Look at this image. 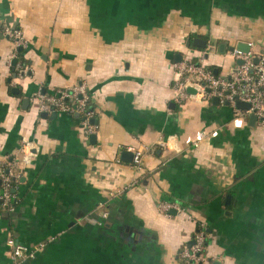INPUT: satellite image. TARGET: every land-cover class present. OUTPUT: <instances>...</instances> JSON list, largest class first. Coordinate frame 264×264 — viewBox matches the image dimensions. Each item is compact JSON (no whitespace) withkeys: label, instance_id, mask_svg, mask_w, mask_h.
Instances as JSON below:
<instances>
[{"label":"crops","instance_id":"obj_1","mask_svg":"<svg viewBox=\"0 0 264 264\" xmlns=\"http://www.w3.org/2000/svg\"><path fill=\"white\" fill-rule=\"evenodd\" d=\"M239 44L264 55V0H0V167L21 163L23 139L37 146L13 210L0 205V264L10 239L39 248L21 264H182L199 222L212 264H264V129L175 90L186 54L229 77ZM81 83L96 138L33 101ZM129 148L147 151L141 170Z\"/></svg>","mask_w":264,"mask_h":264},{"label":"built area","instance_id":"obj_2","mask_svg":"<svg viewBox=\"0 0 264 264\" xmlns=\"http://www.w3.org/2000/svg\"><path fill=\"white\" fill-rule=\"evenodd\" d=\"M2 28L3 35L13 42L16 50L27 47L21 28L8 24H4ZM232 55L241 64L233 69L229 77H218L207 69L204 59H197L186 54L182 61L175 65L177 99L180 103L189 100L212 102L218 99L222 104L231 106L237 113L240 112L239 103L249 104L250 109L245 113L254 114L258 126L264 129V55L257 56L252 52L244 53L238 49L233 50ZM256 59L259 60L258 63L255 62ZM17 71L22 76L27 74V68L23 64L17 67ZM190 89L194 93H190ZM33 101L38 105L40 113L56 112L78 116L80 126L88 137L98 133V127L93 123L95 111L92 108V95L85 83L77 84L70 89L57 90L51 94L40 91L35 94ZM166 146H168L167 143ZM36 150L37 146L33 142L23 139L19 150L21 163L14 158L15 161L12 160L8 167H0V205L4 210H13V182L19 181L22 177L18 167L28 165L35 156ZM129 150L134 153L136 168L141 170L147 151L133 150V148ZM160 208L165 213L174 210L184 213V209L176 203H162ZM104 217L106 218L107 214ZM208 237L206 224L197 223L192 238L193 244L181 250L182 264H212L207 252ZM7 245L11 264H21L32 260L39 251V248L30 249L14 239H10Z\"/></svg>","mask_w":264,"mask_h":264},{"label":"water","instance_id":"obj_3","mask_svg":"<svg viewBox=\"0 0 264 264\" xmlns=\"http://www.w3.org/2000/svg\"><path fill=\"white\" fill-rule=\"evenodd\" d=\"M207 43H208V42H206L205 40H202V39H195L194 42H193V45H194L195 47H198V48L206 49V48H207V45H208ZM237 49L240 50L241 52H244V53H249V52H250V48H249V46L246 45V44H239ZM210 50H211V51H215L214 48H210ZM255 62L258 63L259 60L256 59ZM15 63H16V61L14 62V64H15ZM238 64H241V63L239 62ZM189 92H190V93H194V91L191 90V89L189 90ZM217 101H218V99H215L214 102H217ZM238 108L247 111V110L250 109V105H249V104H245V103H239V104H238ZM251 119H252L253 122H254V121H255V122L257 121V118H256V116H255L254 114L251 115ZM253 122H252V123H253ZM92 138H96V136L93 135ZM124 155L127 157L128 154L125 153ZM124 155H123V156H124ZM128 156H129V155H128ZM192 244H193V242H191L190 245H192Z\"/></svg>","mask_w":264,"mask_h":264},{"label":"trees","instance_id":"obj_4","mask_svg":"<svg viewBox=\"0 0 264 264\" xmlns=\"http://www.w3.org/2000/svg\"><path fill=\"white\" fill-rule=\"evenodd\" d=\"M212 71V70H211ZM213 72V71H212ZM15 183H17V181H14L13 182V184H15ZM14 205H15V201H14V199H12V206L14 207ZM1 208H2V206H1ZM3 209V208H2Z\"/></svg>","mask_w":264,"mask_h":264}]
</instances>
